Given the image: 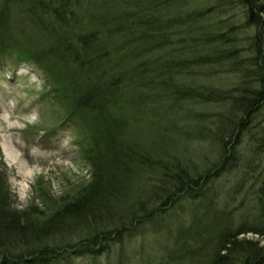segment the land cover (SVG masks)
<instances>
[{"label":"trees","instance_id":"trees-1","mask_svg":"<svg viewBox=\"0 0 264 264\" xmlns=\"http://www.w3.org/2000/svg\"><path fill=\"white\" fill-rule=\"evenodd\" d=\"M193 1L5 0L31 19L35 32V39L23 42V52L16 58L39 64L59 94L56 98L83 125L92 144L87 152L94 155L96 177L81 197L42 220L20 213L0 192V264H68L74 255L86 261L97 257L95 264H113L117 260L112 259L114 247L118 248L128 230L146 225L156 213L145 198L162 195L164 204L170 206L182 197H196L206 174H189L183 154L171 151L175 138L165 135L183 125L184 131L188 126L197 130L193 120L202 113L192 103L231 99V104L221 103L231 112L238 109L239 121L229 128L231 124L223 120L216 134L228 128L220 137L224 152H238L247 123H256L264 109V19L260 15L264 0H233L244 11L243 17L236 16L239 23L255 29L254 50L233 43L237 21H206L209 15L217 17L218 4L200 9L191 5ZM78 11L90 14L85 25ZM0 45L5 43L1 40ZM228 64L241 76L240 86L230 94L211 89L207 83L186 82L187 76L210 74ZM169 110L181 112L178 118L184 124L175 120L176 115L168 116ZM158 115L166 127L154 126L155 131L146 136ZM189 116L192 121L186 120ZM221 159L219 166L228 156ZM139 173L156 178L152 183L158 189L143 192L136 209L125 217L117 210L119 205L105 203L125 185L134 184ZM104 217L115 218L117 223L79 240H63L66 223L84 219L90 229ZM261 223L258 230L243 231L248 226L244 225L234 235L220 233L224 241L206 264H264V247L259 242L238 239L251 231L264 239V220ZM55 234L57 238L48 241ZM183 254L180 250L158 264H184Z\"/></svg>","mask_w":264,"mask_h":264},{"label":"rangeland","instance_id":"rangeland-1","mask_svg":"<svg viewBox=\"0 0 264 264\" xmlns=\"http://www.w3.org/2000/svg\"><path fill=\"white\" fill-rule=\"evenodd\" d=\"M214 4L219 8L217 17L209 15L206 21L213 23L216 18L220 22L237 21V33L233 35L236 41L233 43L254 50L252 37L255 29L239 23L236 16L243 17L244 11L241 5L237 6V1L195 0L191 3L200 9ZM231 10L237 12L231 14ZM78 12L77 17L85 25L90 14ZM260 15L264 19V12ZM72 19L71 16L69 21ZM220 28H225L223 23ZM34 33L29 17L26 19L17 7L0 0V41L5 43V46L0 45V192L20 213L42 220L64 204L81 197L94 183L96 169L92 162L93 153L87 152L92 149L89 136L78 118L68 112L61 99L56 98L59 94L49 82V75L39 64L16 58L23 52V42L35 39ZM7 50L10 54L5 53ZM218 67L220 69L209 71V75L203 72L204 75L187 76L186 82H202L204 86L207 83L208 87L214 86L216 90L230 94L234 87L240 86L241 76L234 71L232 64ZM177 79L183 80L182 77ZM219 100L190 102L202 113L196 115L197 120L191 116L186 118L197 122L194 124L198 125L195 127L197 130L188 126L184 131L183 125L176 133L167 130L165 134L175 138L171 151L183 154L189 174H206L202 186L196 190L199 192L194 193L197 196L192 200L182 197L170 206L164 204L162 195L156 199L152 196L145 198L156 213L146 225L135 224L128 230L118 248L114 247L112 259L117 260L113 264L121 261L123 264H158L180 250L184 251L186 264H206L222 245V235H234L244 225L248 226L243 231L260 228L257 226L264 220V109L256 123H247L244 138L238 141V152L234 149L236 153H226L220 137L227 133L228 128H224V134H216V130L219 132L223 120L226 125L231 124L229 128L237 125L241 113L238 109L231 112L221 103L231 104V99ZM163 113L165 109L159 112L160 115ZM179 113L169 110L167 115L174 114L175 120L181 121ZM160 115L154 125L151 123L146 136L150 137V132L155 131L154 126L166 127ZM250 132H254L253 139ZM4 145L19 155L31 170L30 176L24 177L19 163H13ZM222 156L223 159L228 156V159L219 166ZM137 175L141 177L134 184L125 185L117 196H112L110 202L105 203L119 205L117 210L125 217L136 209L143 192L158 189L152 183H156V178L142 173ZM86 223L84 219L66 223L64 230L67 232L62 235L63 240L72 242L88 233L106 231L117 221L104 217L90 229ZM55 238L56 234L48 241ZM238 239L253 240L264 247V239L256 231L242 233ZM196 246V254L192 255L191 250ZM96 258L86 261L85 257L74 255L67 262L95 264Z\"/></svg>","mask_w":264,"mask_h":264},{"label":"bare ground","instance_id":"bare-ground-1","mask_svg":"<svg viewBox=\"0 0 264 264\" xmlns=\"http://www.w3.org/2000/svg\"><path fill=\"white\" fill-rule=\"evenodd\" d=\"M12 125L13 124L10 123V126H12ZM4 146H5V150H6L7 154L9 155V157L12 158L13 163H16V162L19 163L20 168L22 169V173H23L24 177L30 176V174L32 173L31 170L29 169V167H26L24 165V162L19 157V155L15 151L9 150L8 145H4Z\"/></svg>","mask_w":264,"mask_h":264}]
</instances>
